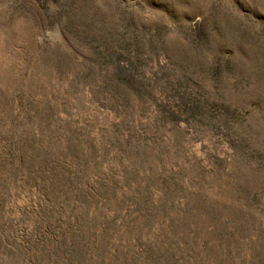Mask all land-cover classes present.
Listing matches in <instances>:
<instances>
[{
	"label": "rangeland",
	"instance_id": "obj_1",
	"mask_svg": "<svg viewBox=\"0 0 264 264\" xmlns=\"http://www.w3.org/2000/svg\"><path fill=\"white\" fill-rule=\"evenodd\" d=\"M0 264H264V0H0Z\"/></svg>",
	"mask_w": 264,
	"mask_h": 264
}]
</instances>
